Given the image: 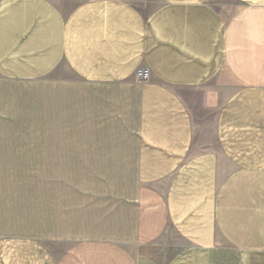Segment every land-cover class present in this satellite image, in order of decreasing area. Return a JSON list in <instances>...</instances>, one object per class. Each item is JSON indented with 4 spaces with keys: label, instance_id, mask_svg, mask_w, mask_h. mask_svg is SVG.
I'll list each match as a JSON object with an SVG mask.
<instances>
[{
    "label": "crops",
    "instance_id": "crops-1",
    "mask_svg": "<svg viewBox=\"0 0 264 264\" xmlns=\"http://www.w3.org/2000/svg\"><path fill=\"white\" fill-rule=\"evenodd\" d=\"M225 1L0 0V264H264V0Z\"/></svg>",
    "mask_w": 264,
    "mask_h": 264
},
{
    "label": "built area",
    "instance_id": "built-area-1",
    "mask_svg": "<svg viewBox=\"0 0 264 264\" xmlns=\"http://www.w3.org/2000/svg\"><path fill=\"white\" fill-rule=\"evenodd\" d=\"M138 82L147 83L150 81L151 74L146 69H139L135 75Z\"/></svg>",
    "mask_w": 264,
    "mask_h": 264
},
{
    "label": "rangeland",
    "instance_id": "rangeland-1",
    "mask_svg": "<svg viewBox=\"0 0 264 264\" xmlns=\"http://www.w3.org/2000/svg\"><path fill=\"white\" fill-rule=\"evenodd\" d=\"M225 2L227 3V2H229V0H226ZM229 3H231V0H230V2H229Z\"/></svg>",
    "mask_w": 264,
    "mask_h": 264
}]
</instances>
